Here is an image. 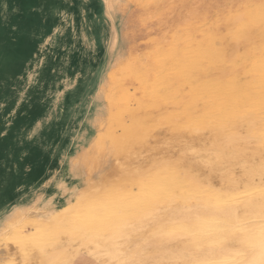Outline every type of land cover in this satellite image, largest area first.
Segmentation results:
<instances>
[{
  "label": "bare ground",
  "instance_id": "obj_1",
  "mask_svg": "<svg viewBox=\"0 0 264 264\" xmlns=\"http://www.w3.org/2000/svg\"><path fill=\"white\" fill-rule=\"evenodd\" d=\"M110 5H100L102 32ZM221 24L207 42L193 43L190 31L179 49L158 51L153 79L121 50L97 92L96 134L71 157L77 177L95 154L114 153L112 165L104 160L113 169H101L98 188H68L62 208L51 197L35 215L16 207L0 229L1 241L22 245L16 264H95L84 254L97 264H262L264 0H243ZM132 77L138 86L124 87Z\"/></svg>",
  "mask_w": 264,
  "mask_h": 264
},
{
  "label": "rangeland",
  "instance_id": "obj_2",
  "mask_svg": "<svg viewBox=\"0 0 264 264\" xmlns=\"http://www.w3.org/2000/svg\"><path fill=\"white\" fill-rule=\"evenodd\" d=\"M127 1L108 0L113 6L105 14L102 32V26H96L102 23V0H0V229L16 207L35 215L43 210L41 200L51 197L53 205L62 208L68 188H85L87 183L98 188L102 183L101 169L110 168L104 160L112 165L114 153L103 159L95 154L93 159L98 161L85 166L81 178L71 172V157L96 134L91 122L104 103L97 92L119 53L124 51L132 66L147 64L153 79L158 51L179 49L188 38L193 43L207 42L222 19L243 0ZM56 26L61 28L59 35L48 40ZM107 51L110 58L105 61ZM68 80V87L74 86L70 91ZM125 80L124 87L138 86L133 77ZM143 97L140 99L151 105ZM171 111L174 122L181 125L182 109ZM159 126L166 125L160 121ZM41 227H28L25 233L39 232ZM2 237L0 264H16L21 243L1 241ZM82 257L97 264L85 254Z\"/></svg>",
  "mask_w": 264,
  "mask_h": 264
},
{
  "label": "snow or ice",
  "instance_id": "obj_3",
  "mask_svg": "<svg viewBox=\"0 0 264 264\" xmlns=\"http://www.w3.org/2000/svg\"><path fill=\"white\" fill-rule=\"evenodd\" d=\"M262 264H264V261H262Z\"/></svg>",
  "mask_w": 264,
  "mask_h": 264
}]
</instances>
